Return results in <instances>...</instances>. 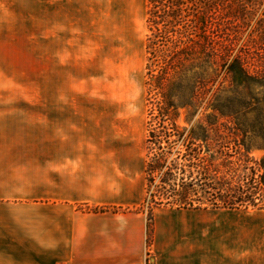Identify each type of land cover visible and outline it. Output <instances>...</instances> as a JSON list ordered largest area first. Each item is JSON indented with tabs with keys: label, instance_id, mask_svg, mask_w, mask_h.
Here are the masks:
<instances>
[{
	"label": "crops",
	"instance_id": "1",
	"mask_svg": "<svg viewBox=\"0 0 264 264\" xmlns=\"http://www.w3.org/2000/svg\"><path fill=\"white\" fill-rule=\"evenodd\" d=\"M70 14V0H0V264H264L261 209H158L147 246L126 107L69 95L85 43Z\"/></svg>",
	"mask_w": 264,
	"mask_h": 264
},
{
	"label": "trees",
	"instance_id": "2",
	"mask_svg": "<svg viewBox=\"0 0 264 264\" xmlns=\"http://www.w3.org/2000/svg\"><path fill=\"white\" fill-rule=\"evenodd\" d=\"M224 15L217 0H146V188L134 210L148 247L158 209L264 204V156H250L264 150V74L231 57Z\"/></svg>",
	"mask_w": 264,
	"mask_h": 264
},
{
	"label": "rangeland",
	"instance_id": "3",
	"mask_svg": "<svg viewBox=\"0 0 264 264\" xmlns=\"http://www.w3.org/2000/svg\"><path fill=\"white\" fill-rule=\"evenodd\" d=\"M217 2L226 17L231 57L240 56L250 71L261 70L264 74V0ZM70 8V23L83 27L80 35L85 43L81 51L84 55L67 58L69 95L109 97L126 107L131 127L127 140L136 165L139 155L145 158L146 153V0H70ZM38 65L39 81L44 82V58H39ZM183 119L182 115L181 123ZM250 156L260 159L264 150L252 146ZM137 207L128 209L135 211ZM165 209L158 210V214ZM256 210L247 209L246 214Z\"/></svg>",
	"mask_w": 264,
	"mask_h": 264
}]
</instances>
